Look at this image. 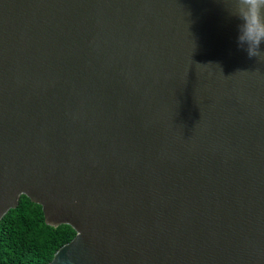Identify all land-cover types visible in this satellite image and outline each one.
<instances>
[{
    "label": "water",
    "instance_id": "water-1",
    "mask_svg": "<svg viewBox=\"0 0 264 264\" xmlns=\"http://www.w3.org/2000/svg\"><path fill=\"white\" fill-rule=\"evenodd\" d=\"M230 0H0V221L48 264H264V56Z\"/></svg>",
    "mask_w": 264,
    "mask_h": 264
},
{
    "label": "trees",
    "instance_id": "trees-1",
    "mask_svg": "<svg viewBox=\"0 0 264 264\" xmlns=\"http://www.w3.org/2000/svg\"><path fill=\"white\" fill-rule=\"evenodd\" d=\"M74 236L70 226L45 225L41 207L21 196L0 221V264H48Z\"/></svg>",
    "mask_w": 264,
    "mask_h": 264
},
{
    "label": "clouds",
    "instance_id": "clouds-1",
    "mask_svg": "<svg viewBox=\"0 0 264 264\" xmlns=\"http://www.w3.org/2000/svg\"><path fill=\"white\" fill-rule=\"evenodd\" d=\"M237 47L249 57L264 56V0H230Z\"/></svg>",
    "mask_w": 264,
    "mask_h": 264
}]
</instances>
